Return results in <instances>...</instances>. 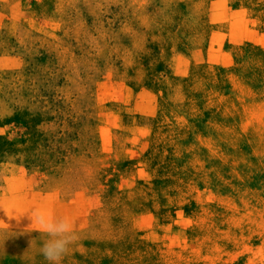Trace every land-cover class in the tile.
<instances>
[{
	"label": "rangeland",
	"instance_id": "1",
	"mask_svg": "<svg viewBox=\"0 0 264 264\" xmlns=\"http://www.w3.org/2000/svg\"><path fill=\"white\" fill-rule=\"evenodd\" d=\"M264 264V0H0V264Z\"/></svg>",
	"mask_w": 264,
	"mask_h": 264
},
{
	"label": "clouds",
	"instance_id": "2",
	"mask_svg": "<svg viewBox=\"0 0 264 264\" xmlns=\"http://www.w3.org/2000/svg\"><path fill=\"white\" fill-rule=\"evenodd\" d=\"M32 223L39 225L38 231L48 237L42 244L41 254L48 264H61L77 236L70 217L57 218L46 209L36 208L31 214Z\"/></svg>",
	"mask_w": 264,
	"mask_h": 264
}]
</instances>
